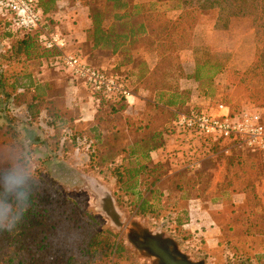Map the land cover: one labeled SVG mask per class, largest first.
Returning a JSON list of instances; mask_svg holds the SVG:
<instances>
[{"label":"rangeland","instance_id":"1","mask_svg":"<svg viewBox=\"0 0 264 264\" xmlns=\"http://www.w3.org/2000/svg\"><path fill=\"white\" fill-rule=\"evenodd\" d=\"M181 1L166 2L177 12ZM164 8L162 1L157 9L164 12ZM218 16V11L200 16L199 25L216 26ZM247 19V27L239 23L234 30L216 38V47L207 38L206 30L198 34L195 30L192 42L194 47L202 48V63L208 60L209 64L219 63L224 68L214 76V83L208 78L209 67L202 73L205 95L216 101L225 99L236 109L264 111V105L254 103L247 94L248 79L244 74L264 42L257 35L253 20ZM5 22L0 18V172L17 169L29 173L41 191L45 189L59 200V207L62 203L67 209L76 210L78 217L75 215L73 224L80 225L79 229L90 231L84 214L92 215L94 220L87 218L92 228L97 232L111 231L130 250L117 264H159L157 258L136 247L131 240L133 234L171 241V251L177 249L195 263L264 264V155L231 160L219 144L176 134L171 137L169 148L167 141L164 152L154 160L157 176L144 181L133 177L139 167V153H120L123 145L129 143L126 134L113 133L98 141L96 133L91 132L92 125L74 124V119L86 117L81 115L83 105L68 102L66 82L73 78L47 62L49 77L62 79L54 86L37 83L32 71L40 70L38 63H28L25 55L11 54L12 47H17L22 38L20 33L12 34L13 42L4 31L8 28ZM186 30L187 24L183 23L176 33L185 34ZM99 61L101 57L93 59L95 64ZM229 71L233 72L230 80ZM78 84L80 91L89 92L81 82ZM22 85L26 87L23 90ZM253 162L262 171L252 182L256 200L245 191L235 190L246 187V175L254 173ZM193 164L199 167L192 169ZM237 175L240 182L228 186ZM106 194L120 214L121 227L101 210L100 198ZM78 230L71 233L74 244L81 233ZM46 234L51 237L52 232ZM52 237L58 245L55 239L59 236ZM75 252L81 254L78 245ZM94 260L92 264L100 263Z\"/></svg>","mask_w":264,"mask_h":264},{"label":"trees","instance_id":"2","mask_svg":"<svg viewBox=\"0 0 264 264\" xmlns=\"http://www.w3.org/2000/svg\"><path fill=\"white\" fill-rule=\"evenodd\" d=\"M82 1L90 8V16L93 20V29L89 35V41L93 45L89 49L100 50L99 58L109 54L108 50L116 54L123 46L122 42H126L127 46H140L149 52H157L159 56L157 67L146 76L142 84L147 90L156 92L158 100L147 102L146 110L141 117L134 119L120 115L129 107L123 100L93 95L99 102V108L91 132L96 133L95 138L100 141L106 135L108 137L113 133L120 134L122 128H126L134 143L141 146L134 145L131 148H121L119 151L121 154L128 153L130 156H136L139 153V157L137 156L139 167L134 170L133 177L147 180L154 175L157 176L158 172L157 166L153 167L155 163L152 153L158 150L164 152L167 143L165 135L177 134L174 121L179 113L185 110V103H179V100H176V95L179 94V81L184 76L179 53L194 47L193 32L199 25L200 16H205L211 11H218L219 16L215 27L222 30L229 28L233 18H250L253 20L257 35L264 41V0H182L179 5L181 15L177 21L167 19L164 12L157 9L158 5H138L134 4L133 0ZM162 1L167 0H159V3ZM46 5L51 6L50 1H47ZM46 5L42 4V0H37V9L44 16L48 14ZM108 20H111V24L106 30L104 25ZM183 23L187 24V30L185 34L178 35L176 30ZM4 25L9 28L4 30L9 35L20 33L13 30L8 21ZM44 30L49 34L48 26L45 25ZM39 35V32L28 34L27 38L20 41L17 47L14 45L12 50L15 55H26L29 58L38 56L51 64L53 58L60 53L58 50L45 49ZM103 49L108 50L105 53ZM200 52L201 50L195 53L197 69L193 76L203 86L202 73L208 67L211 72L208 77L211 83H214V76L224 68L219 63L209 64L208 60L202 63L199 59ZM118 74L129 83L125 75ZM232 75L233 72L229 71L228 80ZM244 75L248 79L249 98L254 103L264 105V42L257 52L255 61ZM24 88H26L25 85H22L21 90ZM165 94H171V99L164 102ZM216 103L229 107L233 114L242 111L225 99L216 102L213 100V105ZM257 155L259 154L245 148L236 147L232 150L230 159H240L244 156L256 158ZM251 166L254 173L246 175V187L237 189L235 187V190L245 191L247 196L253 195V200H256L257 195L252 182L255 177L258 178L261 175L262 171L259 168L260 165H255L254 162ZM9 173L11 172H0V183ZM239 178L238 175L234 176L228 186L238 184ZM29 184L31 196L26 215L10 230L7 226H0V264H92V259L100 262L94 260L97 264H117L118 260L129 255L130 250L118 242L111 231L97 232L95 228H92L88 221L94 220L92 215L84 214L88 218V220L85 218V225H88L90 231L83 227L79 229L80 225L73 224L75 215L78 217L76 210L67 209L62 203L59 207V200H55L49 191L45 189L41 191L33 179ZM0 201L14 203V200L2 188H0ZM142 209L144 210V207ZM254 225L253 223L252 226ZM77 230L81 233L74 239L78 243L74 244L71 233H76ZM45 232H52L51 237L59 236V239H55L58 245L53 237L44 235ZM77 245L81 254L75 252ZM113 259L114 263H112Z\"/></svg>","mask_w":264,"mask_h":264},{"label":"crops","instance_id":"3","mask_svg":"<svg viewBox=\"0 0 264 264\" xmlns=\"http://www.w3.org/2000/svg\"><path fill=\"white\" fill-rule=\"evenodd\" d=\"M50 1L51 6H47L46 2ZM134 4L143 5V4H153L161 6L162 2L159 3V0H133ZM42 4L46 5L48 9V14L45 16L46 26H48L49 34L52 33H60L62 34L68 43L67 51H80L82 52L89 63L97 66L99 68H103L108 71H112L114 73H122L129 81L130 88L132 89L134 97L131 99L134 103L132 106L127 107L124 111L120 113L123 117H130L136 119L137 117H141L145 110L146 104L149 101H157L158 96L156 92H152L147 90L142 86L144 79L146 76L150 75L152 71L158 65L159 56L157 52H149L145 50V48L136 46L131 47L127 46L126 42H122L123 46L118 49L116 54H113L112 50L106 56L101 57V61L96 64L93 62V59L96 56H99L100 50H91L89 49L92 46V42L89 41V35L91 30L93 29V20L90 16V8L85 4L82 0H42ZM165 11L164 16L167 19L172 21H177L181 15V10L178 7L177 12L168 6V3L165 2ZM173 13H177V17L174 16ZM180 14V15H179ZM239 23H243L246 27L249 24V20L247 18H233L230 22V26L226 30L217 29L215 26L209 25L202 26L199 25L196 29V34L203 33L204 30L207 31V38L211 40L210 42L213 46L215 45L216 38L220 35H224L227 32L234 30ZM111 24V20L105 22V29H109ZM14 35V34H13ZM19 35V34H15ZM21 40L27 38L28 34L20 33ZM11 40H15V37L9 35ZM128 49V50H127ZM104 52L107 50L103 49ZM102 50V51H103ZM202 50V48L193 47L192 49L183 50L179 53L180 63L182 66V70L184 72L183 78L179 81V94L176 95V100H179V103H185L184 108L188 106L201 107L203 109L211 110V112H215L216 104L213 105V100L216 102V98H211L206 96L202 90L201 84L197 82L194 78V73L197 69V62L195 58L196 51ZM11 54L14 53V50L10 51ZM105 52V53H106ZM25 60L30 63V61H36L38 63V67L40 70L32 71L34 77L38 78L39 82L44 83L45 85L49 82L52 86L55 84L54 82H59V76L52 77L48 75L46 71L47 60L44 58H40L38 56H33L29 58L25 55ZM25 77V76H24ZM31 75H28L27 78H30ZM76 83V84H75ZM74 79L73 81L66 82V90L68 94V102L73 101L75 105H83L82 113L86 119L79 118L74 119L73 123L81 126H91L94 124L98 112L99 102L93 97L92 93L80 91V84L77 85ZM57 84V83H56ZM84 86L83 84H81ZM54 86V85H53ZM84 88H86L84 86ZM138 90V91H137ZM88 91V89H87ZM171 99V94H165L164 102ZM71 105V104H70ZM124 128V127H123ZM120 132V135L125 133V137L129 139V143H125L123 148H131L135 145V147H140L134 143L132 138L128 134V130L126 128ZM120 130V129H119ZM175 137V135H173ZM173 136L165 135V139L168 141L167 147L170 146V139ZM172 142L173 139H172ZM162 150H158L157 152L152 153V159L155 160L159 158Z\"/></svg>","mask_w":264,"mask_h":264},{"label":"built area","instance_id":"4","mask_svg":"<svg viewBox=\"0 0 264 264\" xmlns=\"http://www.w3.org/2000/svg\"><path fill=\"white\" fill-rule=\"evenodd\" d=\"M0 18L23 34L39 32V39L47 50H58L51 66L68 73L81 82L92 95L123 100L132 106L133 92L121 75L110 73L90 64L80 51H67L68 43L60 33L48 34L44 27L45 16L37 9V0H0ZM179 136L202 141H212L230 155L234 148L264 155V111L244 109L233 114L223 104H216L215 112L201 107H191L179 113L174 121ZM192 169L199 167L191 165Z\"/></svg>","mask_w":264,"mask_h":264},{"label":"clouds","instance_id":"5","mask_svg":"<svg viewBox=\"0 0 264 264\" xmlns=\"http://www.w3.org/2000/svg\"><path fill=\"white\" fill-rule=\"evenodd\" d=\"M31 179L32 177L26 171H13L0 183V188L14 200V203L0 201V226H7L10 230L28 212Z\"/></svg>","mask_w":264,"mask_h":264},{"label":"water","instance_id":"6","mask_svg":"<svg viewBox=\"0 0 264 264\" xmlns=\"http://www.w3.org/2000/svg\"><path fill=\"white\" fill-rule=\"evenodd\" d=\"M102 202L101 210L115 223L117 227L122 226L120 214L117 211L114 201L109 194L100 198ZM131 240L140 250L146 251L151 256L159 260V264H205L204 262L195 263L188 259L187 256L181 254L177 249L171 251L169 245L171 241H165L159 236L146 234L144 237L133 234Z\"/></svg>","mask_w":264,"mask_h":264}]
</instances>
